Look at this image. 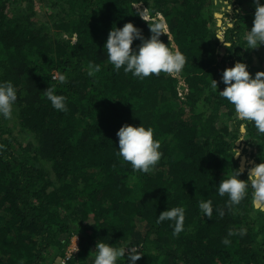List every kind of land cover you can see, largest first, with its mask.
<instances>
[{
	"label": "trees",
	"instance_id": "obj_1",
	"mask_svg": "<svg viewBox=\"0 0 264 264\" xmlns=\"http://www.w3.org/2000/svg\"><path fill=\"white\" fill-rule=\"evenodd\" d=\"M35 1L0 0V81L15 86L14 125L30 136L22 142L0 117V264H59L73 234L79 251L66 264H91L99 240L126 249L117 264H127L131 248L140 252L136 264H264V211L253 207L251 187L231 210L217 192L224 176L241 169L242 155L264 160V134L251 122L242 132L234 106L211 89L214 78L223 90L222 73L237 61L253 76L264 70V53L255 62L254 49L245 48L253 0H39L49 6L42 14ZM223 3L233 11L222 34L229 47L216 37ZM141 10L166 21L171 41L160 39L186 58L178 75L141 80L108 62L113 26L131 21L151 35ZM90 61L101 65L94 76ZM49 85L66 97V112L47 100ZM125 123L150 126L160 140L150 172L117 155ZM208 199L212 218L198 207ZM176 206L185 219L174 236V222L156 219Z\"/></svg>",
	"mask_w": 264,
	"mask_h": 264
},
{
	"label": "clouds",
	"instance_id": "obj_2",
	"mask_svg": "<svg viewBox=\"0 0 264 264\" xmlns=\"http://www.w3.org/2000/svg\"><path fill=\"white\" fill-rule=\"evenodd\" d=\"M253 2L255 4L253 25L244 35L246 49H254L264 44V3L261 0H253ZM138 15L148 22L151 35L145 37L141 29L131 21L124 23L122 27L113 26L104 44L108 62L115 70L119 71L123 68L124 73H131L133 77L141 80L161 72L171 76L178 75L183 70L186 58L174 43H165L160 39L163 33L167 34L171 41L168 25L163 16L159 12L153 16L143 10ZM216 37L229 47L221 34H217ZM137 39L140 43L134 48L133 41ZM100 70V64L89 62V76H94ZM58 80L63 84L67 82V77L61 74ZM221 80L226 85L223 90H218V82L214 78L211 80V89L234 106L235 119L243 122L241 131H245L247 122H251L258 133L264 134V70L257 71L253 76L246 63L237 61L234 66L224 69ZM44 95L54 109L67 111L66 97L57 94L54 85H49L44 90ZM16 100L17 90L13 83L0 81V117L12 118ZM116 136L118 137L117 155L124 162H129L134 171L150 172L162 156L161 142L159 139H154V130L150 126L146 127L143 123L139 126L125 123L118 129ZM239 155V149L235 148L234 156ZM242 171L243 169H237L224 176L218 183V194L221 197L227 195L226 207L231 210L245 198L250 186L253 207L264 211V160L248 169L247 180L240 178ZM198 207L206 217H213L214 209L210 199L198 201ZM217 211L219 215H224L223 209L218 208ZM184 219L183 207H168L159 213L156 223L166 220L174 222L173 235L176 236L184 231ZM246 231L247 229L241 228L239 235H245ZM234 234L229 230V236ZM222 243L228 245L230 240L226 237ZM125 251L124 248H117L113 244L99 240L95 251L91 253V264H117L121 257H125ZM139 253L137 248H131L128 252L127 264H136L140 257ZM19 264H24V261L20 260Z\"/></svg>",
	"mask_w": 264,
	"mask_h": 264
},
{
	"label": "rangeland",
	"instance_id": "obj_3",
	"mask_svg": "<svg viewBox=\"0 0 264 264\" xmlns=\"http://www.w3.org/2000/svg\"><path fill=\"white\" fill-rule=\"evenodd\" d=\"M223 2V0H221ZM35 6H36V9L40 12V14L42 13H46L48 10H49V6L46 2L44 1H39V0H36L35 1ZM17 10V9H16ZM232 8L231 6L227 5L226 3H223V5L221 7L218 8V11H217V24L218 26H220L219 28V34H223V28H225L226 24L230 23L231 22V14H232ZM258 53H261L263 54L264 53V50L262 48V46H258L256 48H254V52H253V56H254V60L255 62L258 61ZM15 115L12 116L11 119H9V125H12L13 127V133L16 134L22 142H26L29 140L30 136L27 132H25L24 130L21 131V129L18 127V126H15L14 124H16L15 120L13 119ZM240 141L237 142V144L239 145L237 147V149H239L240 151V155H242L243 153V146L240 145ZM242 157L245 158V166L246 167H251L252 165L256 164L255 162V158L252 157L250 154L246 155H242ZM59 258H57V261H58Z\"/></svg>",
	"mask_w": 264,
	"mask_h": 264
},
{
	"label": "built area",
	"instance_id": "obj_4",
	"mask_svg": "<svg viewBox=\"0 0 264 264\" xmlns=\"http://www.w3.org/2000/svg\"><path fill=\"white\" fill-rule=\"evenodd\" d=\"M79 251V236L73 234L63 256L59 257V264H66L68 260L76 256Z\"/></svg>",
	"mask_w": 264,
	"mask_h": 264
},
{
	"label": "water",
	"instance_id": "obj_5",
	"mask_svg": "<svg viewBox=\"0 0 264 264\" xmlns=\"http://www.w3.org/2000/svg\"><path fill=\"white\" fill-rule=\"evenodd\" d=\"M240 156V155H239ZM238 157V156H237ZM246 166H245V158L242 157V160H241V169H245Z\"/></svg>",
	"mask_w": 264,
	"mask_h": 264
}]
</instances>
